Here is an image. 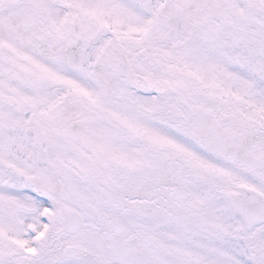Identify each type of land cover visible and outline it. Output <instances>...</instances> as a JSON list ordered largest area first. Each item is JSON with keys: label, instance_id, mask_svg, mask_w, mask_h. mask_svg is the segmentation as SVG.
<instances>
[{"label": "snow or ice", "instance_id": "snow-or-ice-1", "mask_svg": "<svg viewBox=\"0 0 264 264\" xmlns=\"http://www.w3.org/2000/svg\"><path fill=\"white\" fill-rule=\"evenodd\" d=\"M0 264H264V0H0Z\"/></svg>", "mask_w": 264, "mask_h": 264}]
</instances>
